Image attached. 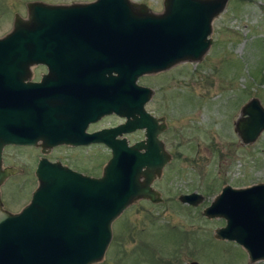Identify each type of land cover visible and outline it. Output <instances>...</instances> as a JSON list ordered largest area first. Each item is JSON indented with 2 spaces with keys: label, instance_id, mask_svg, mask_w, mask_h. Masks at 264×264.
<instances>
[{
  "label": "water",
  "instance_id": "water-1",
  "mask_svg": "<svg viewBox=\"0 0 264 264\" xmlns=\"http://www.w3.org/2000/svg\"><path fill=\"white\" fill-rule=\"evenodd\" d=\"M226 0H162L159 12L143 2L91 0L87 2H26V16L14 14L11 28L0 36V154L5 144L101 141L109 149L99 175L71 169L58 160L38 158L36 184L16 211L0 208V264H89L101 258L111 235L112 220L133 200H161L152 181L169 160L157 136L164 122L144 108L152 89L137 83L183 60H197L211 38V20ZM91 37L94 60L114 70L110 107L123 117L115 126L84 132L89 115L80 100L77 129L65 127L63 104H50L40 81L29 79L34 62L85 61L83 47L65 50L66 37ZM55 44L50 46L49 44ZM72 68L81 66H71ZM108 90V89H107ZM82 119V124L80 123ZM242 143L264 130V107L258 98L244 101L233 122ZM143 129V137L128 143L124 133ZM9 169L1 167L0 183ZM189 205L201 193L180 192ZM207 218L221 217L213 236L237 243L248 262L264 260V182L232 186L224 183L201 209ZM185 264H202L194 259Z\"/></svg>",
  "mask_w": 264,
  "mask_h": 264
},
{
  "label": "rangeland",
  "instance_id": "rangeland-1",
  "mask_svg": "<svg viewBox=\"0 0 264 264\" xmlns=\"http://www.w3.org/2000/svg\"><path fill=\"white\" fill-rule=\"evenodd\" d=\"M27 1L0 0V36L11 28L14 14L26 16ZM130 1L143 2L153 12L162 9V0ZM209 36L199 59L138 76V83L152 89L145 108L165 124L159 137L170 157L152 181L161 200L138 198L129 203L112 220L103 255L89 264H185L191 259L202 264H264L248 262L234 241L215 238L213 230L223 219L201 214L224 183L264 182V130L242 143L233 129L248 98H258L264 107V0H226L211 20ZM139 136L137 130L127 137ZM34 152L37 156L39 151ZM48 156H60L96 174L108 150L56 147ZM28 160L26 150L4 151L3 166L11 173L0 183L1 209L16 211L28 200L36 183ZM191 190L202 195L196 205L177 199L180 192Z\"/></svg>",
  "mask_w": 264,
  "mask_h": 264
},
{
  "label": "flooded vegetation",
  "instance_id": "flooded-vegetation-1",
  "mask_svg": "<svg viewBox=\"0 0 264 264\" xmlns=\"http://www.w3.org/2000/svg\"><path fill=\"white\" fill-rule=\"evenodd\" d=\"M87 1H91V0H84L82 2H87ZM42 2L64 3V2H49V1H42ZM92 40L93 39L91 37L82 39V35L80 37L73 36V37L64 38V44L63 45L59 44V46L62 48L61 53L63 54V56L67 55L68 50H75L79 45V47H83L87 51L83 53V56L86 57L85 61L83 60L80 63H75L73 61H69L65 59L64 60L51 59L46 61L34 62L31 65L30 75H29V79L32 82L40 81L41 76L43 74L45 75V81L43 86L41 87L42 94H44L47 98H49L48 100L50 104H63L65 106L64 112L66 113V117L64 122L66 128L77 129L78 120L72 117L74 115V112L76 113L78 112V109L80 107L79 106L80 100L83 98L84 101H82L81 103V107H83L82 110L83 111L86 110L87 113H89V115H97L95 119L92 120L90 118L86 121L84 126V132L87 133L101 128H108L115 126L117 123L123 121L124 119L123 117L116 115L113 109L110 107L113 100L110 99L109 89H110V82L112 81V76L114 77L115 74L114 70H110L109 67L107 70H105L104 68L105 66H98L96 64V60H94V56H95L94 43L92 42ZM49 45L55 46V44H51V43ZM64 48L67 50L66 52ZM71 66H81V67L72 68ZM150 98L151 95L149 99L144 103V108H145V104L150 100ZM145 110L147 109L145 108ZM148 112L151 115H153L150 111ZM157 122L158 123L161 122V119L157 118ZM80 123L82 124L81 118H80ZM137 130L141 132V136L129 140L127 136ZM159 133L157 135L158 137H159ZM123 135L126 137L128 143H132L143 137V129H135L131 132L124 133ZM87 146H91V147L102 146L108 150V156H109L108 147L101 141H91L88 143H76V144L63 142L60 144H55L50 147H41L39 144L9 143L3 145L1 148V154H0L1 167H6L3 166L4 151L7 148H12L16 150L21 149L27 151V157L30 159L28 160V162L30 165L31 175L34 177L35 181H36V177L34 170L37 160L41 156H44L49 160H58L60 163L67 165L71 169H74L76 171L88 175H93V176L99 175L101 172L102 165L100 166V171L94 174L92 172L86 170L84 171L77 168L76 166L68 164L60 156H53V157L48 156V154L51 153V151L56 147L78 149ZM35 148H37L39 151L37 156H35V152H34ZM6 168L9 169V172L6 175V177H8L11 173V169L9 167Z\"/></svg>",
  "mask_w": 264,
  "mask_h": 264
}]
</instances>
